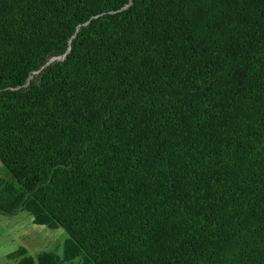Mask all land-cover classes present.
Instances as JSON below:
<instances>
[{
  "label": "trees",
  "instance_id": "trees-1",
  "mask_svg": "<svg viewBox=\"0 0 264 264\" xmlns=\"http://www.w3.org/2000/svg\"><path fill=\"white\" fill-rule=\"evenodd\" d=\"M0 165L10 264H264V0H0Z\"/></svg>",
  "mask_w": 264,
  "mask_h": 264
},
{
  "label": "rangeland",
  "instance_id": "rangeland-1",
  "mask_svg": "<svg viewBox=\"0 0 264 264\" xmlns=\"http://www.w3.org/2000/svg\"><path fill=\"white\" fill-rule=\"evenodd\" d=\"M56 60V58H50V61H54ZM1 179H9L8 177V173L6 172V170L1 167L0 165V180ZM17 213V212H16ZM9 215H4L0 213V219L2 217H6ZM28 218L31 221V218L26 214V212L23 211H19L16 216L14 217V220L17 221L18 223L15 224H19V233H12L7 229H3L2 232H0V243H4V242H8L9 240L13 239L14 236L17 237H21V236H25L26 235V231L28 230V224L27 222H25V219L28 220ZM32 227V229L34 230V236L33 239H31V237H28L27 242L29 240H34L33 241V247H29V250L31 251L33 249V254H36L37 252H43V251H53L54 254H56L57 256L61 257L62 255V242H64L65 238H66V234L64 233V231H62L61 229H48L45 227H40V225H34L33 223L30 225ZM25 231V232H24ZM25 241V240H24ZM9 257H5V260H8ZM11 260V259H9ZM1 264V262H0ZM64 264H76V261L74 262H65Z\"/></svg>",
  "mask_w": 264,
  "mask_h": 264
},
{
  "label": "crops",
  "instance_id": "crops-1",
  "mask_svg": "<svg viewBox=\"0 0 264 264\" xmlns=\"http://www.w3.org/2000/svg\"><path fill=\"white\" fill-rule=\"evenodd\" d=\"M18 213V212H17ZM17 213H14L13 215H9L6 217H2L0 219V232L3 231V229H7L12 233H19V224L17 221L14 220V217L16 216ZM25 222L28 224V230L26 231V236H21L17 237L14 236L13 239L9 240L8 242L0 243V262L1 264H10L11 260H5V257L10 256L12 253L17 251L19 248H22L26 254H33V249L30 251L29 247H33V241L34 240H29L27 242V238L31 237L33 239V234H34V228L30 226L32 223L30 222V219L28 220L25 219ZM25 232V231H24ZM25 240V241H24Z\"/></svg>",
  "mask_w": 264,
  "mask_h": 264
}]
</instances>
